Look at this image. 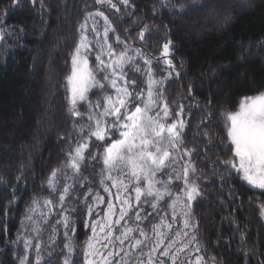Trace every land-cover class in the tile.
<instances>
[{
    "label": "trees",
    "instance_id": "16d2710c",
    "mask_svg": "<svg viewBox=\"0 0 264 264\" xmlns=\"http://www.w3.org/2000/svg\"><path fill=\"white\" fill-rule=\"evenodd\" d=\"M60 2L18 0V6L13 8V0H0V30L5 36L0 40V264H20V259L25 256L23 239L33 238L36 233L31 231L28 221L25 220L24 225L21 221L33 199L42 204L44 199L50 198L56 203L58 193L48 187L47 177L53 168L62 166L65 153L80 139L79 127L88 123L90 105L86 101H80L76 106L83 119L69 111L65 78L71 72V53L79 41L81 24L86 25V34L95 45L96 34L92 31L89 14L97 11L104 12L115 29L114 33L110 31L109 39L114 42L118 35L130 47V53L141 49L147 58H159L162 45L169 39L173 41L175 49L170 58L174 69H169L162 60L159 64L154 61L152 69L157 79L167 77L162 85L165 97L173 115L179 111V106H183L181 118L186 127L182 147L173 153L175 163L157 178L167 180L173 168L179 172L191 165L196 171L190 176L201 191V195L191 202L190 224L194 226L185 229L183 211L187 209L183 208L182 181H173L171 197L156 201L142 195L136 202L134 182L129 183L119 176L128 185L123 195L130 196L132 208L125 219L114 226V234L119 236L125 227L143 229L148 235L142 249L143 259L147 260L150 245L156 240L153 226L167 222L172 224V229H167L158 253L169 240L176 241L172 252L188 244L184 251L177 253L176 264H196L198 256L203 258L201 264H213V257L215 264H264V215H261L264 190L247 185L235 169L223 163L233 159V146L227 136L228 122L222 115L235 111L242 97L264 90V0L256 1L248 10L224 11V19L218 26L207 24L206 16L200 17L193 24L195 31L191 32L183 29L177 17L206 7V0L192 3L188 0H129L128 6L113 0L121 9L119 12L97 4L96 0H64L68 9L65 21L60 20ZM213 2L224 7L218 1ZM181 3L189 10L173 9V5ZM102 24L100 19L97 31H101ZM145 25L150 34L146 33L141 41L139 33ZM123 46L113 43L116 50ZM96 51L93 47L89 53L93 68L97 63ZM138 64L143 67L142 60ZM35 67L37 85L33 86L31 73ZM46 74L54 82V97L48 103L43 102L41 95ZM103 75L96 73L101 82ZM131 77L139 84L135 91L145 87L143 74L131 71ZM109 91L107 87L103 90L93 87L87 94V101L96 102ZM206 111L210 112L209 116L205 115ZM44 126L49 127L48 130L44 131ZM104 143L95 138L90 141L89 149L97 158L84 163L82 172L88 180L83 187L77 184L73 198L67 201L76 209L70 213L76 229L75 235H70L76 246L71 259L76 264H85L83 246L92 235L90 225L96 218H103L110 197L99 183ZM23 144L27 146L25 151L20 148ZM184 149L191 151L190 157L183 154ZM68 175L71 176V172ZM63 183L61 180V185ZM105 184L109 187L111 182L105 181ZM139 186L145 187L143 183ZM89 187L93 188V194L99 193L104 198L103 203H94L91 198L87 200L93 208L91 216L83 195ZM177 195L182 203L176 208L173 219L170 205ZM153 204L157 207L153 208ZM210 205L213 206L211 217L208 216ZM41 210L48 212L47 208L37 209L38 212ZM136 213L141 219H136ZM34 219L41 222L43 229L38 238L41 248L37 251L34 247L37 241L33 239V247L27 251L29 260L36 264L39 255L40 264L46 261L62 264L66 250L63 247L64 229L57 224L61 219L59 209L48 217L47 224H43V218L38 215ZM177 231L187 232L188 236L177 237ZM50 236L55 239L54 244ZM129 236L143 239L138 231ZM193 236L195 240H192ZM101 240L106 242L103 236ZM132 243L134 239L126 240L122 246L125 252H130L127 257L120 252L118 241L105 251L120 252L116 260L123 258L127 264H136L139 253L130 249Z\"/></svg>",
    "mask_w": 264,
    "mask_h": 264
},
{
    "label": "snow or ice",
    "instance_id": "6c2138e0",
    "mask_svg": "<svg viewBox=\"0 0 264 264\" xmlns=\"http://www.w3.org/2000/svg\"><path fill=\"white\" fill-rule=\"evenodd\" d=\"M118 2L124 6L129 5V0H118ZM96 3L107 5L117 12L121 10L118 3L113 2V0H96ZM17 6L18 0H13V8ZM172 7L179 12L189 10L183 3ZM89 15L103 18L106 25L103 29V35L101 37L94 24L92 31L98 39L96 44L93 45L86 34V25H80V38L71 53V72L65 78L67 81L66 90L69 93L66 97L70 104L69 111L74 116L83 119V115L76 110V106L78 102L86 101L90 105L87 116L88 123L79 127L78 135L80 139L65 153L66 159L62 162V166L53 168L47 177L48 187L58 193L56 203L54 204L50 198L44 199L42 204L37 199L30 202L21 224L24 225L25 220L28 221L31 225V231L36 233V236L23 239L26 254L20 259V264H32L27 256V251L33 247V239L37 241L34 245L37 251L41 248V242L38 238L43 229L41 222L35 220L34 217L37 215L42 217V223L47 224L48 217L53 214L56 208L59 209L61 215V219L57 221V224L64 229L65 243L63 247L66 252L63 254L62 264H76L71 259L76 246L70 239V235L74 236L76 233L70 213L76 211V209L68 205L67 201L73 198L72 193L76 191L77 184L83 187L84 182L88 180L82 172L84 163L89 159L95 160L97 158L89 149L92 138H95L96 141L105 142L102 154V175L99 181L104 186L103 190L105 192L110 191L105 181H110L113 187H122L125 191L128 189V185L124 183V180L114 177L113 172L127 179L129 183L134 182L137 202L140 201L142 195L152 197L156 201L164 200L165 196L171 197L172 192L170 189L173 186V181H182V191L185 198L183 208L187 209L183 211L185 217L183 225L185 229L194 226L190 224L191 202L201 195L199 184L190 176V173H195V167L185 166L179 172L173 168L168 174L167 180L157 178L159 174H162L175 163L176 156L173 153L182 147L186 127L185 121L181 118L183 106H179V111L173 115V111L165 97L162 85L167 77L157 79L156 73L152 69L153 62L159 64L161 60L169 69H174L175 65L170 57L174 54L175 45L172 40H167L162 45L159 58L149 59L142 53L141 49H135L134 53L130 55L129 46L126 42L121 41L117 35L115 37L116 44H123L124 46L119 53H116L113 45L108 43L109 32H115V29L110 25L108 16L102 11H97L95 14L90 13ZM146 33L150 34L148 25H145L139 33L141 41H143ZM4 38V32L0 30V40ZM93 47L100 49L95 57L97 61L95 68L90 67L89 63V53ZM105 49L108 57L107 61L102 58L105 55ZM137 59H142L143 67L137 65ZM126 68H130L134 73H143L146 77L144 80L145 87L139 92L135 91L139 84L136 81L127 79ZM97 72L104 73L103 82L97 79ZM93 87L101 90L107 87L111 90V94L102 96L96 102L87 101V93ZM205 115L209 116L210 112L206 111ZM222 115L225 116L228 122L227 136L231 146H233V159L223 163L231 169H235L237 173H241V179L249 185L264 189V91L242 97L238 110ZM169 121L171 122L169 123ZM108 140L111 142L108 143ZM183 154L190 157L191 151L184 149ZM180 158L182 159L183 155ZM69 172H71V176L68 175ZM61 180L64 181L62 185ZM69 180L73 182L68 183ZM142 183L145 185L144 188L139 186ZM83 195L88 214L91 216L93 208L87 204V200L91 198L94 203H103L104 198L99 193L93 194L92 187H89ZM117 199H120L122 205L119 210V219L115 221L109 219L110 216L114 215V210L113 205L108 203L107 215L104 221H93L90 225L92 235L88 237L83 246L85 264H127L123 258L116 260L115 257L120 256V252H124L126 257L130 256V252H125L122 246L126 240L131 239H134V243L130 245V249L139 253L136 264H164L163 260H153L152 254L158 250L160 244L164 243V234L158 229L167 227L171 230L172 224L166 223L153 226V231L158 240L156 246L150 249L147 260H145L143 259L145 253L142 249L146 246L145 242L148 240V235L143 229L125 227L119 236H116L113 232L114 225L124 220L132 208L128 199H121L119 196H117ZM181 203L179 195L172 200L170 207L173 209V219L176 218L175 210ZM152 207L156 208L157 204H153ZM38 208H47L48 212L45 213L42 210L38 212ZM261 215H264V205H261ZM136 219H141L139 213H136ZM97 229L104 234L103 241L106 242H102L98 238ZM134 231H138L139 236L143 239L130 237L129 233ZM55 234V229H53V236ZM53 236H50L49 239L54 244L55 239H53ZM176 236L187 237L188 233L177 231ZM192 240H195V236L192 237ZM116 241L121 245L120 252L105 251L110 244L114 245ZM175 244V240H169L168 245L161 252V256L171 257L172 264H176L177 253L188 247L186 243L182 247L176 248L175 252H172L171 249ZM97 245H100V247H97ZM196 250L199 251V248ZM202 260L203 258L198 256L196 264H201ZM212 260L215 264L214 257ZM40 262L41 257L37 255L36 264H40ZM44 264H50V261H46Z\"/></svg>",
    "mask_w": 264,
    "mask_h": 264
},
{
    "label": "rangeland",
    "instance_id": "374dc122",
    "mask_svg": "<svg viewBox=\"0 0 264 264\" xmlns=\"http://www.w3.org/2000/svg\"><path fill=\"white\" fill-rule=\"evenodd\" d=\"M188 1H189V3H192L194 0H188ZM203 1H205V0H203ZM206 1H207L206 7L188 11L187 15H185V16L179 15L177 17L178 22H180V24H181V26L183 27L184 30H187L188 32L195 31L196 27L193 24L197 20L199 21L200 17H204V16L207 17V18H204V19H206V23L207 24L213 23V24H216V26H218L219 24H221L222 20L224 19V11L232 10V11L237 12V11L242 10V9L243 10H248V9H251L254 6V4L256 3V1H258V0H215V1H218V2L222 3V5L224 6L223 8L222 7L220 8L219 5H216V3L213 2L214 0H206ZM59 12H60V20L61 21H65L66 16L68 14V9H67V6L64 3V0H61V2H60ZM100 19L102 20L103 24H102L101 31H98V32L100 33V35L102 37L103 29L106 26L103 18L99 17V16H95V15H92L89 18L90 23H91V27L94 24H95V27H96L97 26V22ZM110 25L113 28V25L111 24V22H110ZM109 34H110V32H109ZM97 39L98 38L95 35V44L97 42ZM114 42L109 39V35H108V43L113 45ZM101 43H102V41H101ZM96 50H97L96 51V55H97L99 53L100 49L96 48ZM121 50H116L115 49L116 53H119ZM133 53H134V50H133L132 53L129 52L130 55L133 54ZM102 58H104L106 61L108 60V57L106 55V49H105V55ZM39 59H40V57L38 58V60H36V63H38ZM141 60L142 59H137V62H136L137 65L140 66V64H138V62L141 61ZM132 67H135V66H132ZM126 71L128 73L127 79L130 80V81H134L132 79V77H131V71L132 70L130 68H126ZM140 74H143V73H140ZM37 75H38V72H37V69L35 67V69L31 73L32 80L34 81V83H32L33 86H35V84L37 85V82H36ZM145 79H146V77H145ZM53 84H54V82L51 80V78L49 77L48 74L43 76L41 95L43 97V102H45V103H48L54 97V93L52 91V87L54 86ZM33 86H31L32 87L31 91L33 90ZM262 91H264V90H262ZM107 94H111V90ZM238 106H239V104L237 105L236 110H238ZM38 126H39L38 129L40 130V124ZM43 128H44V131H45V130H48L49 127L47 128L46 126H44ZM115 138H117V137H115ZM26 147L27 146L25 144H23L20 148H21L22 151L23 150L25 151L27 149ZM112 175L114 177L120 179V177L117 176L118 174L116 172H113ZM239 175L242 176L241 173H239ZM244 182L247 185H249L246 181H244ZM249 186H251L253 188H256V187H254L252 185H249ZM109 189H110V191H109V196L110 197H109L108 203H111L113 205V210H114V215L110 216L109 219L112 220V221H115V220L119 219V216H120V211L119 210L122 207V205L120 203V199H117V196H119L121 199H128L130 204H131L132 200L130 199L129 195H126V196L123 195L127 191H125L124 188H122V187L121 188L113 187L112 184H111L109 186ZM257 189H259V188H257ZM261 190H264V189H261ZM134 196H136V193H134ZM134 200L136 201V199H134ZM108 203L106 204V212H105V215L103 216V218L98 217V218H96L93 221H99V222H103L104 221V218L107 215ZM212 208H213V206L210 205L209 210H208L209 211L208 212V216L209 217H211ZM116 225H118V224H115L114 226H116ZM113 230H114V227H113ZM160 231L163 232V234L165 235L167 233V227H165L164 230H160ZM99 233H100L99 229H97L98 238L102 239V236L104 234L100 235ZM157 240H158V237L156 236L155 244H153L152 246L150 245L149 250L152 247L156 246ZM161 245L163 246V244H160L159 247ZM97 247H100V245H97ZM159 247H158V250H159ZM163 249H164V247L161 249V251L159 253H158V250H157L155 253L152 254L153 260H163L164 264H172V259L171 258L161 256V252L163 251ZM166 258L168 260H166ZM184 264H186V263L184 262Z\"/></svg>",
    "mask_w": 264,
    "mask_h": 264
},
{
    "label": "water",
    "instance_id": "95a60500",
    "mask_svg": "<svg viewBox=\"0 0 264 264\" xmlns=\"http://www.w3.org/2000/svg\"><path fill=\"white\" fill-rule=\"evenodd\" d=\"M4 251V250H3Z\"/></svg>",
    "mask_w": 264,
    "mask_h": 264
}]
</instances>
